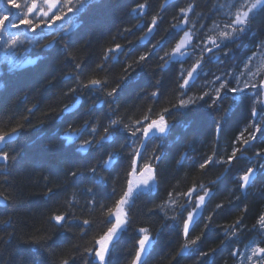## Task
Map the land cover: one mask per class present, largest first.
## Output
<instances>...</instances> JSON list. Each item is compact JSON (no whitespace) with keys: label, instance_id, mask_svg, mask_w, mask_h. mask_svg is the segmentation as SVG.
I'll return each instance as SVG.
<instances>
[{"label":"trees","instance_id":"trees-1","mask_svg":"<svg viewBox=\"0 0 264 264\" xmlns=\"http://www.w3.org/2000/svg\"><path fill=\"white\" fill-rule=\"evenodd\" d=\"M3 2L4 0H0V3ZM144 2L145 0H94L81 14V25L74 37L72 50L77 56L76 62L85 65V77L82 78L87 76L109 78L105 91L115 87L119 78L125 74L123 71L125 63H131L139 55L152 51L153 46H156L150 59L141 65H134L127 86L110 105L100 102L104 99L103 92L83 91L80 94L81 106L78 111L60 112L64 104L74 103L71 96L62 95L63 92L68 91L74 81L62 83L63 75L72 71V68L64 62L59 48L44 54L42 63L29 66L27 70H20L15 75L8 73L7 61L3 52H0V62H3L0 63V68H3L0 72L2 77L0 85H3L0 87V127L7 131L9 127L19 122L20 116L27 115L26 108L39 105L38 110L30 117L32 126L26 125L16 139L4 148L15 159L9 160L7 172L3 171L4 166L0 164V191L5 192L9 197L6 206L0 205V221L11 217L12 227L0 224V236L6 237L7 233L15 230L18 236L24 238L23 234L30 233L32 226H44L47 216L52 212L63 211L62 205L66 200L71 199L73 194L79 201L73 204L75 215L80 216L81 219L93 220L94 225L84 236L80 235L79 227L73 226L66 240L60 242L59 246L52 244L58 256L71 255L74 245L80 246L81 249L89 246L94 236L110 226L103 223L105 219L103 211L106 207L112 206L122 194L125 172L130 163L127 158L129 148L124 134L117 135L114 141H105L102 146L90 150L87 154L76 152L74 146L62 142V137L68 124L79 128L85 120L99 121L102 125L100 128L102 134L103 125L107 124V116L111 115L110 108L116 109L117 105L119 107L116 116L112 118L123 116L124 122L130 123L129 117L139 119L149 106H152L155 112H159L170 103L176 102L175 74L181 65L174 61L170 62L165 71L161 72L158 68L161 63L159 57L163 56L179 38V36L169 37L165 30L176 22L173 17L177 15L179 8L186 7L189 0H147L149 7L146 8L143 16L131 11L138 3ZM195 2L198 5L195 11L201 16L210 17L199 20V17L189 13L192 20H199L196 28L199 29L201 23L211 25L213 19L219 18V14L213 16L210 12L217 0H195ZM157 15L161 18L159 28L148 40L142 41L140 37L147 31L145 25L150 22L152 16ZM138 23L139 28L134 27ZM127 28L132 31L122 32ZM182 34L181 32L179 35ZM259 40H264V12L257 16L251 31L237 42L239 47L234 44L228 45L234 50L235 59L228 60L224 64H206L205 71L211 70L219 74L220 71L226 70L250 55L255 50L254 43ZM114 43L125 45L124 51L131 50V56L121 55L119 63H110L104 71H93L96 64L100 63L103 50L112 47ZM24 55L23 49L17 50V59L23 58ZM29 55L34 58L35 52ZM191 63L192 61L189 60L183 67L187 69ZM53 77L57 86L50 88L47 82L53 80ZM158 80L163 94L156 103L148 97V94L155 90L154 86ZM199 88L198 82L192 91L196 92ZM227 106L228 100H225L224 107ZM49 109H54L55 113L46 118L44 113L49 112ZM14 114H16L15 118L9 123L8 118ZM217 115L218 113L210 112L204 107H198L195 111L173 112L166 117L171 126L169 131L163 136L157 134L158 138L147 142L146 151L142 149L146 155L152 154L153 149H156V154L161 157L158 164V180L151 191L139 194L132 203L129 209L130 224L114 242L115 247L110 257L111 264H128L135 241L139 238L135 231L139 227L150 228L154 237L153 248L145 257L146 264H239L241 257L230 256V251L236 249L243 252L245 244L254 246L251 242L261 239L260 234L249 230L256 224L259 215L264 213V172H257L251 187L243 194L238 190L236 177L248 167L264 165V160L254 155L257 150L264 149V135L258 134V140L245 152V156L251 158L250 160L235 161L227 172L221 166H209L205 170H200L198 162H202L206 155L211 154L214 144L218 145L220 156H226L231 152V141L244 127L247 112L244 107L234 109L231 119L218 138L215 137L213 123ZM41 120L44 121L43 124L39 123ZM88 138L87 134L82 137V139ZM75 143L79 144L80 141L77 140ZM108 153H119V158L111 168L98 169L99 174L105 177L106 183L99 182V177L94 183L85 169L96 164L101 158L107 159ZM71 171H79L82 174L78 181L74 182L68 175ZM211 181L216 183L212 184ZM194 182L208 186L211 195L197 218L199 223L190 235L194 237L204 232L198 244L199 252H210L211 249H215V252L210 253L207 258L198 259L199 252L193 254L190 250L183 257L172 260V256L183 242L182 237L178 235L182 220L171 221L166 219L163 213L149 214L148 210L160 204L166 198L168 191L185 192ZM48 188H52L55 192L51 200L44 195ZM87 188H93L99 201L92 209L86 205V201L92 198L86 192ZM113 188L116 189L115 195L112 194ZM235 197H240V200H236ZM101 203L105 205V209H101ZM217 204H223V207L216 209ZM168 215L171 216L172 212L169 211ZM184 215L186 216V213ZM210 215L211 223L205 229L206 218ZM241 216L244 225L241 235L233 237L232 241H226L225 228ZM54 231L49 227L50 234ZM21 253H24V249L16 240L6 245L0 244V255L3 256L4 264H15ZM24 255L26 258H31V255L35 254L24 253ZM76 256V264H83L79 253H76Z\"/></svg>","mask_w":264,"mask_h":264},{"label":"snow or ice","instance_id":"snow-or-ice-1","mask_svg":"<svg viewBox=\"0 0 264 264\" xmlns=\"http://www.w3.org/2000/svg\"><path fill=\"white\" fill-rule=\"evenodd\" d=\"M93 2L94 0H4L0 3V52H3L7 61L9 74L15 75L20 70H27L29 66H37L43 62L44 54L57 48L62 52L64 62L71 66L72 71L63 75L62 83L74 81V84L62 95L71 96L74 103L64 104L60 108L61 113L78 111L81 106L80 94L83 91L103 92L104 99L100 102L110 105L127 86L134 65H141L150 59L155 51L156 46H153L152 51L139 55L131 63H125L123 69L125 74L119 78V82L111 90L105 91L109 83L107 76L103 79L96 76L82 78L85 77V65L76 62L77 56L72 48L74 37L81 25V14ZM197 6L195 0H189L186 7L179 8L177 15L173 17L176 22L170 24L165 30L171 38L179 36L174 45L159 57L161 63L158 65L161 72L165 71L170 62L174 61L181 65L175 74V103H170L168 107L162 108L159 112H155L154 108L149 106L139 119L129 117L130 123H125L123 116L112 118L116 116L119 107L117 105L116 109L110 108L111 115L107 116V124L103 125L102 134L100 133L101 123L88 120H85L79 128L68 124L64 131L62 142L74 146L75 151L81 154H87L90 150L99 148L105 141H114L115 137L121 133L125 136L126 145L129 148L127 158L130 163L125 172V186L122 194L112 206L106 207L103 211L105 217L103 223L110 226L94 236L89 246L81 249L80 246L74 245L71 255L58 256L52 244L59 246V243L66 240L67 235L71 233L73 226L79 227L80 235L84 236L94 225L93 220L81 219L80 216L75 215L73 204L79 201L73 194L71 199L66 200L62 205L63 211L52 212L47 216L44 226H32L30 233L23 234L24 238L18 236L15 230L7 233L6 237L0 236V244L6 245L16 240L23 247L24 253L35 254L31 255V258H26L24 253H21L15 264H76V253H79L83 264H111L110 257L115 247L114 242L130 224L129 209L132 203L139 194L151 191L158 180V164L161 157L156 154V149H153L152 154H145L147 142L158 138L157 134L163 136L169 131L171 126L166 117L173 112L195 111L198 107H204L210 112L218 113L213 121L214 134L218 138L224 126L231 119L233 110L244 107L247 112L246 123L231 141V152L226 156H220L219 147L214 144L211 154L206 155L202 162H198V167L200 170H205L209 166H221L227 172L235 161L251 159L245 156V152L258 140V134L264 135V40L255 42L253 45L255 50L250 55L232 64L226 70L220 71L219 74L211 70L206 72L205 65L224 64L228 60L235 59L234 50L228 45L234 44L239 47L237 42L251 31L257 16L264 12V0H217L210 12L213 16L219 14V18L213 19L211 25L201 23L199 29L196 28L199 20L210 17L197 13L195 11ZM148 7L147 0H145L144 3H138L131 11L143 16ZM189 13L199 17V20H192ZM160 20L158 15L152 16L150 22L145 25L147 31L144 36L156 31ZM134 27L139 28V23ZM131 31L130 28L122 30L127 33ZM181 32L183 34L179 35ZM144 36L140 39H144ZM18 49H23L25 53L21 59L16 58ZM124 49L125 45L120 43H114L112 47L105 48L100 63L96 64L93 71H104L110 63H119L121 55L130 57L131 50L125 52ZM33 52H35V57L31 58L29 54ZM189 60L192 63L185 69L183 65ZM2 71L3 68H0V72ZM198 82L200 88L193 92L192 89ZM47 83L50 88L57 86L55 77ZM154 88L155 90L149 93L148 97L158 103L159 97L163 94L159 80ZM225 100H228L227 107H224ZM38 108L39 105L26 108L27 115L20 116L19 122L9 127L7 131L0 127V164H3L4 172L8 171L9 160L15 159L4 148L14 141L26 125L32 126L30 117ZM54 113V109H49L44 116L47 118ZM15 116L16 114L9 117L8 122L11 123ZM39 123L43 124L44 121L41 120ZM85 134L89 136L88 139H82ZM77 140L80 141L79 144L75 143ZM254 155L264 160V149L257 150ZM118 158L119 153H108L107 159L101 158L85 170L90 174L94 183L97 182V177H99V182L106 183L105 177L99 174L98 169L111 168ZM257 172H264V165L248 167L236 177L238 190L242 194L251 187ZM68 175L76 182L82 174L79 171H71ZM45 179L47 180V177ZM210 183L215 184L216 181ZM86 192L92 197L86 201V205L92 209L99 201L96 199L93 188H87ZM115 193L116 189L113 188L112 194L115 195ZM44 195L51 200L55 192L52 188H48ZM210 195L211 190L208 186L194 182L185 192L168 191L166 198L160 204L148 210L149 214L163 213L165 218L171 221L182 220L178 235L182 237L183 242L172 256V260L183 257L190 250L193 254L199 252L198 244L204 232L194 237H191L190 232L199 223L197 217L201 215V209L206 206V200ZM235 199L240 200V197H235ZM8 200V195L0 191V205L6 206ZM100 207L105 209L103 203ZM222 207L223 204L216 205V209ZM244 210H247L246 206ZM169 211L172 212L171 216L168 215ZM211 220V215L206 218L205 229L209 227ZM0 224L12 227L11 217L0 221ZM49 227L55 230L51 234ZM243 228V217L241 216L225 228V240L232 241L233 237L241 235ZM135 231L139 238L135 241L128 264H146L145 257L153 248L154 237L148 227H139ZM249 231L257 232L261 239L252 241L254 246L245 244L243 252L233 249L230 251V256L241 257L239 264H264V246H261L264 244V213L259 215L256 224ZM214 252L215 249H211L210 252H199L198 259L207 258L210 253ZM0 264H4L2 255H0Z\"/></svg>","mask_w":264,"mask_h":264},{"label":"water","instance_id":"water-1","mask_svg":"<svg viewBox=\"0 0 264 264\" xmlns=\"http://www.w3.org/2000/svg\"><path fill=\"white\" fill-rule=\"evenodd\" d=\"M149 36H150V35H148V36H144V39H142V40H144V41L147 40V39L149 38ZM15 139H16V138H14V140H15ZM255 177H256V176H255ZM255 177H254L253 179H255Z\"/></svg>","mask_w":264,"mask_h":264},{"label":"rangeland","instance_id":"rangeland-1","mask_svg":"<svg viewBox=\"0 0 264 264\" xmlns=\"http://www.w3.org/2000/svg\"><path fill=\"white\" fill-rule=\"evenodd\" d=\"M155 186V185H154ZM202 194V193H201Z\"/></svg>","mask_w":264,"mask_h":264}]
</instances>
